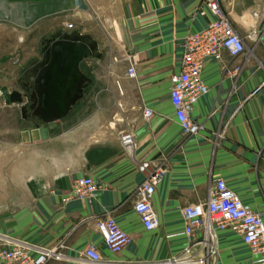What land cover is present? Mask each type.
<instances>
[{"label": "crops", "instance_id": "0c3cea01", "mask_svg": "<svg viewBox=\"0 0 264 264\" xmlns=\"http://www.w3.org/2000/svg\"><path fill=\"white\" fill-rule=\"evenodd\" d=\"M202 1L0 0L1 22L25 25L27 35L37 29V39L79 30L100 53L81 69L90 78L81 97L52 123L13 117L0 95V247L63 242L64 257L47 264H89L79 252L92 243L111 264H166L187 244L181 208L204 201L215 177L264 222V0H218L246 49L237 57L221 50L219 60L204 58L208 91L189 113L204 130L188 136L174 118L169 78L180 70L185 35L212 19ZM126 57L134 78L126 74ZM10 81L0 77V89L13 92ZM144 108L152 110L149 119ZM122 132L133 136L132 151L120 143ZM144 162L149 169L142 172ZM157 167L163 177L151 205L158 225L146 231L132 194ZM84 175L99 183L95 196L65 200ZM107 214L130 236L119 253L106 248L95 227ZM217 252L215 264H254L230 229L217 231Z\"/></svg>", "mask_w": 264, "mask_h": 264}, {"label": "built area", "instance_id": "2783aa9c", "mask_svg": "<svg viewBox=\"0 0 264 264\" xmlns=\"http://www.w3.org/2000/svg\"><path fill=\"white\" fill-rule=\"evenodd\" d=\"M202 6L212 15V19L203 29L185 35L180 70L169 78V100L174 110V118L188 136L197 135L204 130L202 122L189 116L199 97L208 91L201 76L204 58L212 56L219 60L221 50H225L231 57H237L246 49L244 40L234 30L218 0H203ZM66 28L72 29V23H67ZM254 34L255 31L249 37ZM125 59L128 61L126 74L134 78L135 66L129 57ZM0 95L3 96L2 92ZM151 115L150 108L143 109L145 119H149ZM119 139L127 151L133 150L134 138L131 133L122 132ZM139 169L142 172L147 171L148 162L142 163ZM162 177L163 169L160 167L149 171L132 194L133 210L146 231H151L158 225L151 199ZM100 188L99 183L90 176L77 177L72 181L65 200H91ZM181 214L184 219L181 234L187 238V244L179 253L165 260L166 264H215L218 256L217 231L223 229L239 234L253 256V263L264 264L262 217L244 204L223 178L212 179L206 199L182 207ZM95 227L104 245L112 253H119L130 241L129 234L120 228L113 215L107 214L98 219ZM63 248V242L56 247L45 248L14 240L0 247V259L8 264H47L50 259H62ZM79 255L89 264H111L103 261L97 247L92 243H88Z\"/></svg>", "mask_w": 264, "mask_h": 264}, {"label": "water", "instance_id": "95a60500", "mask_svg": "<svg viewBox=\"0 0 264 264\" xmlns=\"http://www.w3.org/2000/svg\"><path fill=\"white\" fill-rule=\"evenodd\" d=\"M40 53L41 59L30 60L19 75L21 87L26 82L32 83L31 98H35L30 105V115L25 104L20 107V115L52 123L67 114L81 97L83 87L90 83V78L80 68L82 60L88 56L99 57L100 53L97 43L79 30H58L43 37ZM1 91L6 103L22 102L20 92H8L6 87Z\"/></svg>", "mask_w": 264, "mask_h": 264}, {"label": "rangeland", "instance_id": "374dc122", "mask_svg": "<svg viewBox=\"0 0 264 264\" xmlns=\"http://www.w3.org/2000/svg\"><path fill=\"white\" fill-rule=\"evenodd\" d=\"M67 23L69 22L67 21ZM67 23H64V25L66 26ZM34 30L32 35H27L25 25L0 21V77H9L11 80L10 91H22L18 82L21 70L30 60L39 59L41 56L42 37L37 39V29ZM29 32L32 33V31ZM92 61L94 60L91 57L86 58L82 62L81 69L83 70ZM6 105V108L10 111L9 113L13 114V117H20V107L22 104L15 101Z\"/></svg>", "mask_w": 264, "mask_h": 264}, {"label": "flooded vegetation", "instance_id": "af4514ba", "mask_svg": "<svg viewBox=\"0 0 264 264\" xmlns=\"http://www.w3.org/2000/svg\"><path fill=\"white\" fill-rule=\"evenodd\" d=\"M41 54V53H40ZM39 59H41V56H40V58ZM21 87V86H20ZM21 90L22 91H18V90H16V91H18V92H20V94H21V98H22V101H23V104H25L26 105V107H27V114L28 115H30V113H31V109H30V105L33 103V101L35 100V98H31V96H32V94H33V86H32V83H30V82H26L25 84H24V86L23 87H21Z\"/></svg>", "mask_w": 264, "mask_h": 264}]
</instances>
